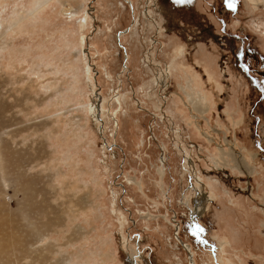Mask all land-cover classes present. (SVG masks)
Here are the masks:
<instances>
[{
    "label": "rangeland",
    "instance_id": "obj_1",
    "mask_svg": "<svg viewBox=\"0 0 264 264\" xmlns=\"http://www.w3.org/2000/svg\"><path fill=\"white\" fill-rule=\"evenodd\" d=\"M230 3L0 0V264H264V0Z\"/></svg>",
    "mask_w": 264,
    "mask_h": 264
},
{
    "label": "bare ground",
    "instance_id": "obj_2",
    "mask_svg": "<svg viewBox=\"0 0 264 264\" xmlns=\"http://www.w3.org/2000/svg\"><path fill=\"white\" fill-rule=\"evenodd\" d=\"M80 10H81V8H78L77 10L72 11V13L78 14V12ZM187 87H188L189 90L191 89V92L188 89H185V87H184V89H185V92H186L187 96L190 99V102H191L192 106H194V108L199 112V114L200 113L201 114H204L206 111H208L211 108L210 101H209V97H208L207 93H205L204 91L198 89L197 87H193L191 83H189V85ZM217 132H219V131L217 130ZM203 133L211 141L214 140V136H212L211 133H207V132H203ZM224 145L226 146V148H225ZM218 146H219V151H220L221 157L223 159L222 165H221L222 167L224 165L225 166L228 165L229 162H228L226 156H229V157H231L233 159V161H235L236 166L241 171L244 170V168L246 167V165L248 164V162H247L246 157L243 156L242 153H240V152H238L236 150V143L230 141L228 137H224V142L221 143V144L218 143ZM227 147H229V150H228ZM233 161H231V162H233ZM217 162H220V160L219 161L217 160ZM134 181L140 186V183L137 180H134ZM200 188H201V192L200 193H202V186ZM199 205H200V208L199 209H202L203 210V203L201 202V200H199ZM0 209L1 210L2 209L4 210V205L2 204V202H0ZM4 220L0 216V258L5 257L7 255V253H8V251L12 248V246L15 243V241H14L15 234H12V233H9L8 232V229L6 228L7 223ZM214 256H216L218 259H221V256L218 255L217 252L215 253Z\"/></svg>",
    "mask_w": 264,
    "mask_h": 264
},
{
    "label": "snow or ice",
    "instance_id": "obj_3",
    "mask_svg": "<svg viewBox=\"0 0 264 264\" xmlns=\"http://www.w3.org/2000/svg\"><path fill=\"white\" fill-rule=\"evenodd\" d=\"M227 2H228V6L229 7H231L232 5H231V3H230V0H227ZM198 227V226H197ZM202 230V229H201Z\"/></svg>",
    "mask_w": 264,
    "mask_h": 264
}]
</instances>
